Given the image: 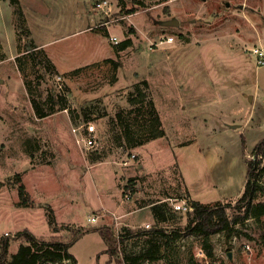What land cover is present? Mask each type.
Here are the masks:
<instances>
[{"label":"rangeland","instance_id":"1","mask_svg":"<svg viewBox=\"0 0 264 264\" xmlns=\"http://www.w3.org/2000/svg\"><path fill=\"white\" fill-rule=\"evenodd\" d=\"M23 1L30 8L0 0V236L12 241L10 255L19 249L13 238L25 228L67 242L79 227L107 226L116 237L125 227L165 228L180 231L179 238L154 259L135 264H264V217L263 223L239 225L231 242L222 233L211 235V261L204 236L185 230L187 212L175 207L193 201L188 187L196 200L211 205H234L244 190L246 160L254 159L264 139V65L252 52L264 50V0H110L97 24L85 15L77 21L72 9L64 12L69 0ZM84 1L92 12L98 0ZM42 3L44 14L54 18L50 23L67 24L47 36L95 25V32L75 38L97 55H107L110 44L111 58L58 81L26 28L18 27L17 10L40 32L35 7ZM110 36L119 44H111ZM128 39L131 45L121 50ZM89 120L99 138L98 148L87 151L77 129ZM258 180L254 203H264V174ZM21 184L30 195L28 207L20 203ZM160 203L169 207L166 222L152 209ZM49 208L57 233L47 223ZM105 249L91 230L70 252L77 264H132L103 254Z\"/></svg>","mask_w":264,"mask_h":264},{"label":"trees","instance_id":"2","mask_svg":"<svg viewBox=\"0 0 264 264\" xmlns=\"http://www.w3.org/2000/svg\"><path fill=\"white\" fill-rule=\"evenodd\" d=\"M14 6H20L18 0H11ZM134 12V10H130ZM20 18L19 29L25 30L24 18L21 11L17 10ZM27 32V31H26ZM132 43L131 39L124 41L121 50L126 49ZM38 47L33 44V49ZM47 61L50 69L57 75H60L50 58L39 49ZM107 61V60H106ZM39 117H45L46 112L40 109L38 103L33 101ZM52 111H55L54 108ZM254 159L246 160L248 172L244 190L237 202L232 204L217 203L214 205L204 204L200 201L193 200V209L188 211L187 224L185 230L192 234L204 236L202 248L207 256L214 260V247L210 242V236L222 233L231 241L238 233L239 225H247L249 219L256 222H262L264 217V203H254L259 193L260 184L258 177L264 174V139L261 140L254 148ZM20 178V175H17ZM127 189L130 187L127 185ZM18 195L22 206H29L30 195L28 194L24 184L18 188ZM155 217L159 222H166L169 219L170 212L168 204L160 203L152 206ZM177 216V212L172 211V219ZM47 223L52 232H59V226L54 211L49 208L46 213ZM263 223V222H262ZM99 233L106 244L103 254L109 255L111 258L120 256L122 261H129L135 264L141 259H154L163 247L179 238L180 231H172L170 233L165 228H152L150 230L139 229L133 230L125 227L121 234L116 237L112 228L107 226L84 228L79 227L74 231L70 242L62 239H44L36 236L28 228L20 230L13 238V242H19V249L15 254L10 255L11 240L8 236H0V264H77L76 258L70 252L72 244L83 234L89 231ZM226 237V238H227ZM134 239L128 248V242ZM127 245V248L125 247ZM67 261L69 263H67ZM190 264H200L195 260H191Z\"/></svg>","mask_w":264,"mask_h":264},{"label":"crops","instance_id":"3","mask_svg":"<svg viewBox=\"0 0 264 264\" xmlns=\"http://www.w3.org/2000/svg\"><path fill=\"white\" fill-rule=\"evenodd\" d=\"M70 1L71 3L69 4L67 2V5H70L71 8L70 6H66V7L63 6L62 9L64 12L66 9L68 11L72 9V12L77 15L76 17L77 21L80 20V18H82L84 15L87 17L85 18L87 20L89 18L93 21L97 20L95 24H97V22L100 20L101 17H99L98 14L100 13L99 11L101 10H97L94 8L95 3L93 6H91L92 12H90L87 10L86 5L85 7H82V4H81L82 0H69V2ZM18 2L23 9L25 8L27 10L28 8H30L23 0H18ZM87 2H88L87 0L84 1V4ZM108 8H110V6ZM35 9L37 11V14L39 15L36 18L37 19L36 24L39 23L41 25L40 26L41 31L38 32L35 29H32L33 28L32 25H35V24L32 23V20L30 21V19L27 17V15H25V13H24V27L26 28L27 33L30 35V38L32 39L33 44H35L38 47V49L44 50V52L50 58V60L52 61V63L54 64V66L56 67L60 75H69V74H72L76 69L83 68V67H86L92 64H97L101 61H105V59L111 58L115 49L110 44H109V51L107 55H97L93 53L92 49L89 48L88 44L82 43L79 38H75L77 36L79 37V34H81L84 31L95 32L96 30L93 29L95 25L94 26L88 25L87 28L79 27L78 29H76V31L69 32V33H60V34H57L55 37H49L47 36L48 32H53V31L60 32L61 29L67 27V24L65 20L62 22H59L60 23L59 26L53 23H50L52 22L54 18L49 19L48 15L44 14V12L48 10V7L45 4L43 5V3L41 4V7H35ZM55 11H57L58 15H64V13L62 12L59 13V10H55ZM12 26L14 30L15 24H13V22H12ZM108 31L111 32L109 28H108ZM101 32H104V31H101ZM111 44H113L112 41H111ZM240 53L242 54V56H244L243 52H240ZM256 93H259V91H256ZM254 98H255V95L247 96V99H249V101H253ZM188 191L191 194L192 199L196 200L193 194L191 193L189 187H188Z\"/></svg>","mask_w":264,"mask_h":264},{"label":"built area","instance_id":"4","mask_svg":"<svg viewBox=\"0 0 264 264\" xmlns=\"http://www.w3.org/2000/svg\"><path fill=\"white\" fill-rule=\"evenodd\" d=\"M109 6H110L109 0H99L98 2L95 3L94 8L97 10H105ZM110 39L114 45L119 44L120 40L117 36H111ZM172 39L173 38H168L169 41H172ZM252 52L257 58L258 65H264V50L262 48L254 47L252 49ZM61 77H62L61 75H58V81L61 80ZM82 129H83V131H82ZM77 131L80 132V134H81V139L79 140V144H81V146L85 150H87V151L96 150L98 148L99 131H98L97 125L94 121L89 120V121L85 122L81 128L77 129ZM135 157L136 156L133 155V158H135ZM175 207L177 210H183V211L188 212V211H192L193 204H192V201H183V203L176 204ZM89 221L92 223H95L97 221V218L96 217H90ZM216 236L219 237L220 233L216 234ZM235 238L237 239V237L235 236L231 239V241L235 240ZM203 252L200 253V256L202 258H204L205 260H207V256ZM221 253H222V251L219 250V254H221ZM217 257H221V256H217ZM213 264H216V262H214Z\"/></svg>","mask_w":264,"mask_h":264},{"label":"water","instance_id":"5","mask_svg":"<svg viewBox=\"0 0 264 264\" xmlns=\"http://www.w3.org/2000/svg\"><path fill=\"white\" fill-rule=\"evenodd\" d=\"M227 6H229V4H227ZM169 23H170V24H174V23H176V22H172V21H171V22H169Z\"/></svg>","mask_w":264,"mask_h":264}]
</instances>
